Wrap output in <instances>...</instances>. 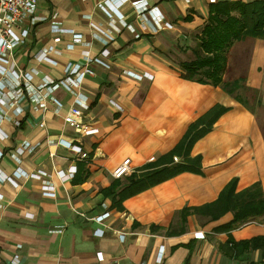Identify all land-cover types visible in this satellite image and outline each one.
<instances>
[{"label":"crops","instance_id":"0c3cea01","mask_svg":"<svg viewBox=\"0 0 264 264\" xmlns=\"http://www.w3.org/2000/svg\"><path fill=\"white\" fill-rule=\"evenodd\" d=\"M133 1L37 0L34 13L22 19L12 69L29 73L31 87L20 98L10 65L0 73V175L47 174L15 176L17 187L0 180V264H12L14 255L19 264H264L261 246L239 258L229 250L232 243L264 239V216L226 230L231 212L215 220L190 212L216 201L233 180L236 191L259 183L264 194V112L258 119L220 86L184 78L169 58L191 47L212 4L264 0H147L172 25L157 31L138 16ZM236 46L242 51L239 69L264 106V39ZM42 52L53 63L41 60ZM76 64L92 73L78 87L51 89ZM129 72L147 74L136 79ZM34 93L45 107L31 100ZM78 101L87 105L83 118L97 129L94 134L64 122ZM217 106L226 110L187 155L200 157L199 172H180L117 203L130 175L113 177L117 166L130 159L131 174H140L162 162ZM63 140L79 145L88 158ZM185 157L174 155L172 164ZM59 171L73 173L61 178ZM105 212L110 216L102 223L93 220Z\"/></svg>","mask_w":264,"mask_h":264},{"label":"trees","instance_id":"16d2710c","mask_svg":"<svg viewBox=\"0 0 264 264\" xmlns=\"http://www.w3.org/2000/svg\"><path fill=\"white\" fill-rule=\"evenodd\" d=\"M258 38L264 39V1L214 3L210 7L207 23L202 27L199 41L192 49L194 58L179 62L181 75L201 83L220 86L259 119L261 118L259 114L264 112V106L258 90L246 84L245 73L235 75L228 61V48L234 42L242 43ZM224 110L226 109L217 106L191 125L181 142L162 159V162L146 165L145 171L140 174L130 173L127 184L118 194L117 203L124 197L147 188L148 185L161 182L180 172L187 170L199 172L200 157L189 158L188 152L192 144L209 130ZM174 155L186 156L184 163L172 164ZM193 210L208 216L211 220L231 212L233 219L224 227L229 230L249 218L264 216V194L259 183L248 189L236 191V181L233 180L221 191L216 201L200 208H193L190 212ZM188 212L184 209L182 214L186 215ZM250 246L255 248L261 246L264 252V239L255 238L232 243L229 248L230 256L239 258V253Z\"/></svg>","mask_w":264,"mask_h":264},{"label":"built area","instance_id":"2783aa9c","mask_svg":"<svg viewBox=\"0 0 264 264\" xmlns=\"http://www.w3.org/2000/svg\"><path fill=\"white\" fill-rule=\"evenodd\" d=\"M124 1V0H122ZM134 8L137 10V14L139 17L144 19H150L152 22V30L157 31L162 29L163 27L171 28L172 25L168 22H162V16L160 12L155 8L149 5L147 0H138L132 2ZM37 5V0H0V73H5L7 71L6 65H10V72L14 76L15 84H16V95L24 97L23 89H28L31 87V75L29 73H18L15 69H12V51L13 49L22 42L23 35H22V19L30 16L34 13ZM103 9L106 10L105 5H101ZM107 11V10H106ZM81 35H75L76 39H79ZM104 53V54H103ZM103 54V55H102ZM102 57H106L108 55L107 51L102 52ZM41 60H47L52 62L46 55L45 52H42L38 56ZM96 62L109 67V64L103 61L102 58L97 57L94 59ZM53 63V62H52ZM70 68V64L68 65L67 69ZM87 73H92V71L88 68H81L80 65L76 64L70 69V73L67 77H65L62 81L54 84L51 86V89H56L60 85H64L69 89L73 87H78L83 78ZM132 77L136 79H142L147 73L143 74H135L130 73ZM47 86L46 83L42 85ZM31 100L35 101L39 104L40 107H45V101L41 100V98L37 95V93L32 94ZM2 102L4 101L2 98L0 99ZM87 108V105L82 102H76L64 117V122L71 128L77 130L81 134L90 135L94 134L97 129L87 123L83 118V112L81 108ZM64 141V140H63ZM66 146L71 149L72 151L76 152L80 155L81 159H87L88 153L84 151L79 145L73 144L71 141H64ZM21 152V150H19ZM1 156V153H0ZM154 158H151L150 161H153ZM73 172H68L67 174L63 171H59V175L61 178H65L70 176ZM132 173V169L130 166V159L124 160L119 166H117L113 171L112 175L115 178H122L128 174ZM47 173L43 170H37L36 172L26 174L24 172L16 171L14 176L9 177H2L0 175V180L8 181L11 185L17 187L18 183L15 179V176L21 177L24 176L26 178H35L41 179ZM44 191H54V187L51 185H44ZM110 216V212H105L99 216L93 217V220L102 223L106 218ZM163 250L158 252L157 260L158 262L162 261L163 258ZM19 256L14 255L12 258V264H19Z\"/></svg>","mask_w":264,"mask_h":264},{"label":"rangeland","instance_id":"374dc122","mask_svg":"<svg viewBox=\"0 0 264 264\" xmlns=\"http://www.w3.org/2000/svg\"><path fill=\"white\" fill-rule=\"evenodd\" d=\"M202 27L199 29L198 33L196 35H194L191 47L189 49H183L182 48V49H180V51H178V54L171 53V57H169V58H170V60H172L174 62V64L178 65L180 61L190 60V59L194 58V55L192 53V49L194 47H196V45L199 41V37L201 35ZM238 43L239 42H234L232 44V46H230L228 48V55H229L228 61H229V64L233 67L235 75L243 73L242 67H240V69H239V64L236 62V60H238L237 58L240 57V55H242V51H238L235 49L237 47L236 45ZM181 161L182 160H179L178 163H181Z\"/></svg>","mask_w":264,"mask_h":264}]
</instances>
